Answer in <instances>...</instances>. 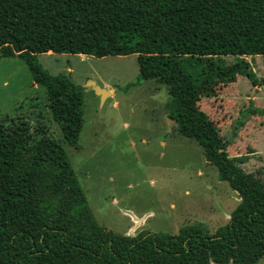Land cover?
Here are the masks:
<instances>
[{
    "label": "trees",
    "instance_id": "1",
    "mask_svg": "<svg viewBox=\"0 0 264 264\" xmlns=\"http://www.w3.org/2000/svg\"><path fill=\"white\" fill-rule=\"evenodd\" d=\"M48 53L137 55L140 79L167 87L168 118L239 195L230 221L215 233L198 223L176 235L134 237L101 226L65 146L79 143L85 88L45 70L38 56ZM0 55L23 60L46 89L64 139L0 117V264H259L264 258L263 173H247L244 160L230 156L208 106H201L241 75L257 85L247 58L264 57V0H0ZM228 57L237 61L219 62ZM247 114L264 117L255 108Z\"/></svg>",
    "mask_w": 264,
    "mask_h": 264
},
{
    "label": "rangeland",
    "instance_id": "2",
    "mask_svg": "<svg viewBox=\"0 0 264 264\" xmlns=\"http://www.w3.org/2000/svg\"><path fill=\"white\" fill-rule=\"evenodd\" d=\"M38 60L50 74L68 75L85 88L79 143L65 146L101 226L134 237L176 235L181 227L198 223L215 233L230 221L239 195L219 180L199 143L183 136L170 121L167 87L140 79L137 55L101 59L48 53ZM247 60L257 85L241 75L201 106H208L230 156L244 160L240 166L247 173L262 172L264 179V117L247 114L252 108L264 111V57ZM222 61L229 65L237 59ZM90 81L114 94L102 104L89 88ZM48 104L46 89L34 82L26 63L0 55V117L5 124L23 119L32 131L64 142Z\"/></svg>",
    "mask_w": 264,
    "mask_h": 264
},
{
    "label": "water",
    "instance_id": "3",
    "mask_svg": "<svg viewBox=\"0 0 264 264\" xmlns=\"http://www.w3.org/2000/svg\"><path fill=\"white\" fill-rule=\"evenodd\" d=\"M89 88L95 92L97 96L101 98L102 104L105 100H107L108 97H111L112 94H114L113 90H107L105 88H102L100 85H98L94 81L89 82ZM172 123H176L174 120L170 119ZM177 125V124H176ZM177 129H179V126H177Z\"/></svg>",
    "mask_w": 264,
    "mask_h": 264
},
{
    "label": "crops",
    "instance_id": "4",
    "mask_svg": "<svg viewBox=\"0 0 264 264\" xmlns=\"http://www.w3.org/2000/svg\"><path fill=\"white\" fill-rule=\"evenodd\" d=\"M234 84H235V83H234ZM244 163H245V161H244ZM244 163H243V164H244Z\"/></svg>",
    "mask_w": 264,
    "mask_h": 264
}]
</instances>
